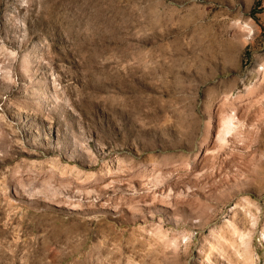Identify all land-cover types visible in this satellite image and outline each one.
Returning <instances> with one entry per match:
<instances>
[{
    "label": "rangeland",
    "instance_id": "374dc122",
    "mask_svg": "<svg viewBox=\"0 0 264 264\" xmlns=\"http://www.w3.org/2000/svg\"><path fill=\"white\" fill-rule=\"evenodd\" d=\"M0 264H264V0H0Z\"/></svg>",
    "mask_w": 264,
    "mask_h": 264
},
{
    "label": "bare ground",
    "instance_id": "6f19581e",
    "mask_svg": "<svg viewBox=\"0 0 264 264\" xmlns=\"http://www.w3.org/2000/svg\"><path fill=\"white\" fill-rule=\"evenodd\" d=\"M235 114H229L227 115L222 122V126H221V132L222 134H229L231 132H233V128L237 125L234 124L235 122Z\"/></svg>",
    "mask_w": 264,
    "mask_h": 264
}]
</instances>
